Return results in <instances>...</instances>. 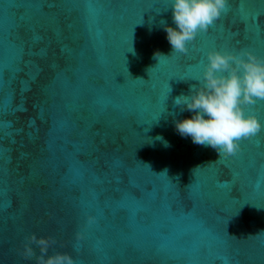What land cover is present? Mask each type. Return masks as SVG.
I'll return each instance as SVG.
<instances>
[{
    "label": "water",
    "instance_id": "water-1",
    "mask_svg": "<svg viewBox=\"0 0 264 264\" xmlns=\"http://www.w3.org/2000/svg\"><path fill=\"white\" fill-rule=\"evenodd\" d=\"M170 7L0 0V264H36L23 255L27 243L40 255L33 234L76 264H182L170 259L181 249L200 264H264V128L218 158L172 115H190L173 99L199 83L209 51L264 59V0H227L185 53L160 26ZM244 111L264 124V99Z\"/></svg>",
    "mask_w": 264,
    "mask_h": 264
},
{
    "label": "clouds",
    "instance_id": "clouds-1",
    "mask_svg": "<svg viewBox=\"0 0 264 264\" xmlns=\"http://www.w3.org/2000/svg\"><path fill=\"white\" fill-rule=\"evenodd\" d=\"M226 4L227 0H171L172 23L162 19L160 26L172 52H187L188 43L220 17ZM164 56L168 55L154 53L157 60ZM193 79L199 83L173 99L180 113H190L183 118L172 113L175 130L194 144L211 147L218 158L236 154L242 138H251L264 128L255 115L244 111V105L264 99V59L246 50H212L206 55L202 73ZM156 139L168 146L162 136ZM29 240L39 246L40 255L27 243L23 249L26 259L35 256L36 264H76L68 252L48 254L53 238L33 234Z\"/></svg>",
    "mask_w": 264,
    "mask_h": 264
},
{
    "label": "snow or ice",
    "instance_id": "snow-or-ice-1",
    "mask_svg": "<svg viewBox=\"0 0 264 264\" xmlns=\"http://www.w3.org/2000/svg\"><path fill=\"white\" fill-rule=\"evenodd\" d=\"M64 2V0H42V6H47V7H56L58 4H62ZM68 3H71L72 0H67ZM213 26V24L209 25L208 29L206 31H203V32H207L208 30H210V28ZM196 38H199L198 34H197V37ZM42 38L39 36V34H34L33 35V41L34 43L36 42H39ZM193 43V40L190 41L188 43V48L191 47ZM239 51V50H237ZM24 52H25V49L24 48H21L20 49V59L22 60L23 59V55H24ZM30 55H34L35 53L29 51ZM41 55H46V50H41ZM254 54V53H253ZM254 55H257V54H254ZM205 59H206V55H205ZM203 63V61H202ZM134 79V78H133ZM17 110H26V109H23V106L21 105L19 108L17 109H13V112L17 111ZM9 127H11V124L9 123ZM7 135V134H5ZM245 139H248V138H242L240 140V142L242 143ZM181 187V186H180ZM250 202L246 201L242 207L245 205V204H248ZM251 204V203H250ZM254 206L258 207L257 205L253 204ZM187 206H191V201H189L188 205ZM171 206H169V210H170ZM259 208H264V207H259ZM239 212V209L236 210V214H238ZM223 243L225 245L229 244L230 243V235L228 234L227 236H223L221 237ZM59 246V245H58ZM76 247H79L81 249V251L83 250V247L82 245H73V248L75 249ZM175 251V250H173ZM180 251H182L184 253L183 256H177L175 254H173L170 259L173 260V261H176V260H181L182 261V264H200V261H198L197 259H195V253L198 251L197 249H181ZM73 258L75 259V261L77 260V258L75 256H73ZM216 259L218 261H221L222 264H233V261L232 259L227 256V255H222V254H217L216 256ZM235 264H239V261H235Z\"/></svg>",
    "mask_w": 264,
    "mask_h": 264
}]
</instances>
